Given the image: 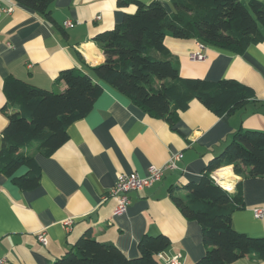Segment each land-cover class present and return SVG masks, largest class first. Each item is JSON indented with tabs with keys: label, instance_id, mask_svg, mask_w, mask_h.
Here are the masks:
<instances>
[{
	"label": "crops",
	"instance_id": "crops-1",
	"mask_svg": "<svg viewBox=\"0 0 264 264\" xmlns=\"http://www.w3.org/2000/svg\"><path fill=\"white\" fill-rule=\"evenodd\" d=\"M128 0H50V20L14 0L0 2V146L6 126L7 78L31 86L61 92L59 73L76 69L92 75L93 66L112 57L99 49L93 38L122 23L136 10ZM143 4L157 1L172 11L170 0H130ZM249 1V0H241ZM264 4V0H259ZM10 12H3L8 10ZM66 23H72L67 27ZM202 45L196 39L164 38V46L178 61L179 75L220 81L237 80L254 92V98L233 115L218 117L200 102L192 101L170 127L149 116L126 96L96 80L102 94L82 119L68 126L67 141L51 156L35 155L40 183L21 191L0 175V258L4 264H52L66 254L82 234L116 246L125 257L138 256V241L144 236L166 235L170 241L159 263L177 257L179 264H194L203 257L202 230L187 220L173 204L171 193L186 192L183 186L198 182L207 162L221 153L236 131L264 132V40L237 54L210 45L202 50L203 61L189 56ZM174 153L181 154L174 170H165L161 181L130 194L123 215H114L116 201L108 194L119 175L144 177L149 166L161 167ZM235 174L232 166L212 172L218 185L232 197L240 183L243 208L231 214L238 233L264 239V178L246 177L247 169ZM21 168L17 174H23ZM72 218L69 228L63 221ZM43 234L45 243L38 240ZM229 264H264L244 256Z\"/></svg>",
	"mask_w": 264,
	"mask_h": 264
},
{
	"label": "trees",
	"instance_id": "trees-1",
	"mask_svg": "<svg viewBox=\"0 0 264 264\" xmlns=\"http://www.w3.org/2000/svg\"><path fill=\"white\" fill-rule=\"evenodd\" d=\"M50 20V0H14ZM167 13L160 2L143 4L118 1L120 7L134 3L122 23L93 38L99 49L112 57L93 66L92 76L76 69L59 73L55 92L37 88L15 78L5 79L6 126L0 146V175L21 191L40 183L35 155L51 157L68 136V126L84 118L102 94L101 81L126 96L149 116L170 127L192 101L200 102L218 117L233 115L254 98V92L237 80L207 81L181 77L175 57L164 46V38L196 39L237 54L264 40V4L259 0H170ZM232 166L235 174L247 169L246 177L264 178V132L236 131L221 153L207 162L198 182L183 186L185 194L171 199L187 220L202 230L203 257L194 264H229L244 256L264 260V239L249 237L232 228L231 214L243 208L240 183L232 197L218 185L213 171ZM25 168L23 174L17 172ZM138 256L125 257L114 245L98 242L89 232L52 264H160L157 255L170 247L166 235H144L137 243Z\"/></svg>",
	"mask_w": 264,
	"mask_h": 264
},
{
	"label": "built area",
	"instance_id": "built-area-1",
	"mask_svg": "<svg viewBox=\"0 0 264 264\" xmlns=\"http://www.w3.org/2000/svg\"><path fill=\"white\" fill-rule=\"evenodd\" d=\"M10 11H11L10 9L2 10V13L3 12L7 13ZM65 25L67 27L73 26L72 23H66ZM204 48H205L204 45H199V51L191 54L189 56V60L192 62L203 61L206 58L204 52L202 51ZM180 158H181V154L174 153L173 155H171L167 163H165L163 166L161 167L149 166L148 173L144 177H140L137 173L119 175L115 181L116 182L115 185L108 194L110 197H113L116 201L115 211L113 214L116 216L123 215L128 208L127 206L130 203V194L136 193V191L142 190L144 188H149V186L155 184L156 182L161 181L163 172L165 170H174L176 168L175 163L179 161ZM211 178H213V180L218 184L219 181L217 178H215L213 175L211 176ZM254 215L257 218H263L264 211L262 209H255ZM62 223L66 228H69L73 223V220L72 218H69L63 221ZM42 235L43 234L38 235V240L41 243H45L44 236ZM158 256L160 257V254ZM4 262L5 259L0 258V264H4ZM164 264H179V258L178 256L169 258L165 260Z\"/></svg>",
	"mask_w": 264,
	"mask_h": 264
}]
</instances>
